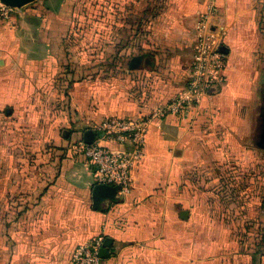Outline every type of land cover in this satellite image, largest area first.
<instances>
[{
  "label": "crops",
  "instance_id": "0c3cea01",
  "mask_svg": "<svg viewBox=\"0 0 264 264\" xmlns=\"http://www.w3.org/2000/svg\"><path fill=\"white\" fill-rule=\"evenodd\" d=\"M93 1L104 23L92 56L73 36L86 16L81 4ZM201 16L229 50L225 85L190 117L155 120L129 191L95 209V166L74 143L92 130L110 149H129L97 126L144 116L184 89ZM135 56L143 60L132 69ZM262 106L264 0H37L19 8L0 20V264H70L75 247L99 235L113 240L104 264L256 261L234 247L230 194L212 183L224 184L215 166L229 175L239 152L252 153L245 139L254 126L259 133Z\"/></svg>",
  "mask_w": 264,
  "mask_h": 264
},
{
  "label": "built area",
  "instance_id": "2783aa9c",
  "mask_svg": "<svg viewBox=\"0 0 264 264\" xmlns=\"http://www.w3.org/2000/svg\"><path fill=\"white\" fill-rule=\"evenodd\" d=\"M18 9L0 0V20L10 21ZM208 19L207 16H201L197 22L190 79L176 97L136 119L109 117L97 126L96 129L103 136L121 143L129 142V149L112 150L98 139L90 144L84 141L74 143L75 153L95 166L96 183L117 186L119 192H128L151 124L168 115H176L180 119L190 117L205 96L225 85L228 56L217 50V39L208 29ZM105 240L103 235H99L77 245L70 264H104L100 250Z\"/></svg>",
  "mask_w": 264,
  "mask_h": 264
},
{
  "label": "rangeland",
  "instance_id": "374dc122",
  "mask_svg": "<svg viewBox=\"0 0 264 264\" xmlns=\"http://www.w3.org/2000/svg\"><path fill=\"white\" fill-rule=\"evenodd\" d=\"M81 12L86 16L79 14L76 19L78 25L76 26L80 31L76 32L73 39L93 46L99 38L96 30L100 28L102 22L104 23L101 17L104 10L98 2L93 1L89 5L81 4ZM106 19H109L110 24L113 21L112 16H107ZM83 28L90 30L91 33L87 34L88 31H84ZM86 40H89V43ZM92 46L90 53L93 56L97 54V50ZM257 131L255 126L252 127L245 139V151L252 153L248 154V157L241 158L239 152L240 160L230 161L229 175L225 176V172L219 173L223 170L220 168L222 166H215L214 173L220 174L224 184L218 185L215 181L212 183L219 188L224 189L225 187L227 193L230 194V236L239 244L238 246L235 243L234 247L256 254V261L250 264H264V241L262 239L264 234V149L256 144Z\"/></svg>",
  "mask_w": 264,
  "mask_h": 264
},
{
  "label": "water",
  "instance_id": "95a60500",
  "mask_svg": "<svg viewBox=\"0 0 264 264\" xmlns=\"http://www.w3.org/2000/svg\"><path fill=\"white\" fill-rule=\"evenodd\" d=\"M2 1L12 7L22 8L37 0H2ZM217 50L225 54H228L229 52L228 48L224 45L223 42H219ZM142 60H143L142 56H135L131 61L130 67L132 69L138 68ZM261 117H262V121H261L262 123L260 125V130L258 133V139L256 141V144L264 149V108ZM98 135L101 136L102 134L98 132ZM96 137H97L96 132L92 130H88L86 132L83 141L90 144L96 139ZM118 192H119V188L117 186L96 183L92 189L93 207L99 210L108 207L112 202H115L117 200ZM112 243L113 240L111 238L109 237L106 238L104 245L100 250V256L103 259L109 257L110 255L109 250L110 247L112 246Z\"/></svg>",
  "mask_w": 264,
  "mask_h": 264
},
{
  "label": "flooded vegetation",
  "instance_id": "af4514ba",
  "mask_svg": "<svg viewBox=\"0 0 264 264\" xmlns=\"http://www.w3.org/2000/svg\"><path fill=\"white\" fill-rule=\"evenodd\" d=\"M262 107L264 108V106H262ZM261 115H262V114H261ZM260 121H262V117H261V120H260ZM261 123H262V122H260V125H261ZM259 130H260V127H259Z\"/></svg>",
  "mask_w": 264,
  "mask_h": 264
}]
</instances>
